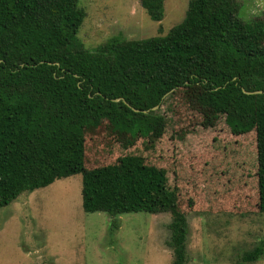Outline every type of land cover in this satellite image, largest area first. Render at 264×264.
Returning a JSON list of instances; mask_svg holds the SVG:
<instances>
[{
    "label": "trees",
    "instance_id": "trees-1",
    "mask_svg": "<svg viewBox=\"0 0 264 264\" xmlns=\"http://www.w3.org/2000/svg\"><path fill=\"white\" fill-rule=\"evenodd\" d=\"M80 2L0 0V209L84 173L89 128L107 121L134 139L148 137L164 119L153 108L179 89H199L248 116L231 112L227 125L237 136L256 132L264 214V21H244L236 0H190L184 20L165 36L129 41L118 35L91 51L78 38L87 16ZM141 5L151 20H163L164 0ZM140 163L128 164L138 175L130 180L134 199L116 185L102 193L91 186L84 210L171 211L173 264H187L189 224L177 193L164 170L140 174ZM263 255L264 242L243 261Z\"/></svg>",
    "mask_w": 264,
    "mask_h": 264
},
{
    "label": "rangeland",
    "instance_id": "rangeland-1",
    "mask_svg": "<svg viewBox=\"0 0 264 264\" xmlns=\"http://www.w3.org/2000/svg\"><path fill=\"white\" fill-rule=\"evenodd\" d=\"M236 1L244 21H264V0ZM189 2L164 0V18L154 22L141 0H81L87 16L78 38L93 51L118 35L129 41L165 36L184 20ZM155 111L164 119L148 137L134 139L107 121L89 128L84 173L1 208L0 264H173L171 211L84 210L96 187L102 193L116 185L135 198L132 158L143 161L135 165L137 173L164 170L168 188L177 193L189 224L187 264H264V255L243 261L264 242L256 132L237 136L227 125L231 112L245 121L248 116L199 89H179Z\"/></svg>",
    "mask_w": 264,
    "mask_h": 264
},
{
    "label": "water",
    "instance_id": "water-1",
    "mask_svg": "<svg viewBox=\"0 0 264 264\" xmlns=\"http://www.w3.org/2000/svg\"><path fill=\"white\" fill-rule=\"evenodd\" d=\"M257 93H263V91H258V92H254V93H248V94H257ZM115 101H119V100H115ZM159 108V106L153 108V110H157ZM136 112H139V110L134 109ZM149 111H145V113H148Z\"/></svg>",
    "mask_w": 264,
    "mask_h": 264
}]
</instances>
